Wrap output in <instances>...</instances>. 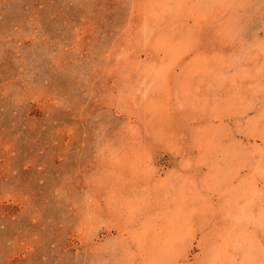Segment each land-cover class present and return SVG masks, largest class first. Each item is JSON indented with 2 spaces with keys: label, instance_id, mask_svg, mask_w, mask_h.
<instances>
[{
  "label": "rangeland",
  "instance_id": "obj_1",
  "mask_svg": "<svg viewBox=\"0 0 264 264\" xmlns=\"http://www.w3.org/2000/svg\"><path fill=\"white\" fill-rule=\"evenodd\" d=\"M0 264H264V0H0Z\"/></svg>",
  "mask_w": 264,
  "mask_h": 264
}]
</instances>
